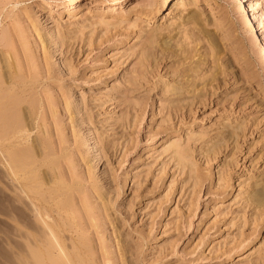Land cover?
<instances>
[{
	"label": "rangeland",
	"instance_id": "rangeland-1",
	"mask_svg": "<svg viewBox=\"0 0 264 264\" xmlns=\"http://www.w3.org/2000/svg\"><path fill=\"white\" fill-rule=\"evenodd\" d=\"M175 1L0 0L11 183L74 264H264V0Z\"/></svg>",
	"mask_w": 264,
	"mask_h": 264
},
{
	"label": "bare ground",
	"instance_id": "bare-ground-1",
	"mask_svg": "<svg viewBox=\"0 0 264 264\" xmlns=\"http://www.w3.org/2000/svg\"><path fill=\"white\" fill-rule=\"evenodd\" d=\"M169 1L170 0H162V4L160 2L158 3V8L160 10H164V11L167 10L168 5H169ZM174 3L175 4H186L185 0H176ZM167 42H168V40H167ZM165 44L167 46L169 43L168 44L165 43ZM163 46H165V45H162V47ZM171 50H172V48L170 49V51ZM164 51H165V49H164ZM8 59H9V57H8ZM8 65H9V63H8ZM10 67L11 66H9V69H11ZM1 77H2V75H1ZM19 78H20V76H19ZM2 86L3 85H1V87ZM5 88L7 89L8 87L5 86L4 90H6ZM6 92L7 91H5V93ZM3 94H4V92H3ZM14 94L16 95L18 93H14ZM14 94H12L11 96L13 97ZM8 99H10V97H8ZM23 99L25 100V98H23ZM14 100H16V99L14 98ZM8 101H6V100L1 101L0 100V126H1V124H3L4 130H6L5 127L11 128L13 124L16 127H13L11 129V131L7 130L9 133H7L5 131L7 133V134H5V137L2 136L4 138L3 139L0 138V215L4 217L3 219L0 218V223H2V226H0V233H2L4 235V238L3 237L2 238L5 239V241L9 245V249H11L9 251L10 253L12 251L13 253L17 254L18 257L20 256L19 257L20 259H21V256L24 257V258L22 257V259H24V262L22 260L23 263H20V264H74L73 262L75 260H73V262H72L71 261L72 258H69V254L67 255L68 251H65V249H66L65 248L66 245L64 246L65 241L62 242V240H61V239H63L61 237L62 233L57 231L58 226L56 227L55 223H53V221L52 222H51V220L46 221L42 218V208L39 205L40 203L37 204L36 202H34L35 199L33 201V197L30 196L31 194L29 195V193L32 190L28 186L22 184L20 181H17V183L14 181L13 183H11L13 181L12 178H14L13 176L16 177L17 175H19L18 171H25V170H28L29 167H31L30 164H28V163L31 162L33 159L31 161L27 160L30 154L27 157L24 149L21 150L22 144H24V142H27V140H28V138L26 136L28 129L21 126L20 122L22 123V119H20L21 121H19L17 119L20 117V115H18L16 118L15 117L16 113H15V115L12 114V110H14L13 112H17V111H15V109L18 107H15V109H13L14 108L13 105L11 107V104ZM15 102L17 103V101H15ZM15 102H13V103L15 104ZM28 102H26V103H28ZM30 104H31V102H30ZM28 106H29V104H28ZM19 112H20V110H19ZM18 114H20V113H18ZM18 124H20L21 127ZM25 124H28V122L26 121ZM17 125L20 128L17 127ZM22 125H24V124L22 123ZM10 128H7V129H10ZM0 130L2 131L3 129L0 128ZM5 132H3V134ZM3 134H1V135H3ZM44 140H46V139H44ZM45 144H46V142H45ZM27 149H26V151H27ZM23 151L25 153H23ZM27 153H28V151H27ZM33 156H34V154H33ZM34 157H36V156H34ZM48 165H49V162H48ZM33 168H34V166H33ZM34 169H36V168H34ZM28 177H30V176H28ZM11 179H12V181H11ZM36 182H38V181H35L34 183H36ZM40 183H42V182H40ZM30 186H33V185H30ZM33 187H35V185ZM37 189H38V187H37ZM35 192L32 191V193H35ZM37 193L39 196L40 192L37 191ZM40 194H42V193H40ZM43 195H44V193L42 194V196ZM255 196L257 197V199L262 200L263 192L258 189L255 192ZM47 211H48V209H47ZM44 213H47V212H45V210H44ZM51 219H53V218H51ZM66 243L67 242H65V244ZM84 247H85V245H84ZM73 250H71V251H73ZM15 256L13 255V258ZM61 258H63V259H61ZM61 260H62V262H61ZM11 262H13V261H11Z\"/></svg>",
	"mask_w": 264,
	"mask_h": 264
}]
</instances>
